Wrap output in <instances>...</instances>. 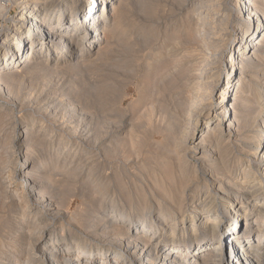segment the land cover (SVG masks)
<instances>
[{"label": "bare ground", "instance_id": "1", "mask_svg": "<svg viewBox=\"0 0 264 264\" xmlns=\"http://www.w3.org/2000/svg\"><path fill=\"white\" fill-rule=\"evenodd\" d=\"M115 2L0 0V109L2 94L12 96L21 74L52 73L59 64L69 61L74 62L71 66H76L84 50L100 44V34L112 18L110 12L114 11L118 17L122 13L121 5L115 7ZM190 2L191 11L197 13L192 35L197 48L193 51L199 57L204 56L202 73L198 83L185 86L184 91L176 94V107L168 114L166 146L170 155L175 156L172 165L177 161L180 166L178 177L173 180L176 176L173 166L161 168V181L170 185L176 196L188 188L204 193L198 197L196 209H192L195 212H190V220L185 219L187 211H182L183 204L173 215L159 213L158 217L150 219L135 220L126 213L112 211L108 212V217L116 219L117 226L123 228L122 233L114 234L117 241L114 249L73 242L66 243L62 250L63 240L52 237L45 226L22 221L23 232L16 235L17 230L10 235V254L0 259V264H30L36 254L33 250L40 254L37 257L42 259L40 264H92L93 261L109 264L107 259L111 257L115 264H125L121 260L124 256L135 264H223L224 261L226 264H260L259 248L264 247V0ZM12 8L16 13L9 17ZM221 87H224L222 91ZM111 89L108 87L106 93L110 95ZM0 115L3 114L0 112ZM182 120L190 124L187 133L181 128ZM15 129L6 133L9 144L16 140V136L11 135L15 134ZM23 135L29 136L27 130ZM14 143L21 146L23 137ZM32 143L35 142L25 145L20 185L27 201L34 204L42 194L34 180L46 162L39 160V166H33L37 156L30 154L36 151ZM231 147L237 150L232 152ZM197 170L202 171V175L199 176ZM42 209L49 216L55 208L48 202ZM166 217L171 225L169 241L152 254V243L156 239L148 240L145 235L160 233L161 219ZM225 217L228 224L223 221ZM98 223L108 225L105 219H99ZM61 229L60 235L65 228ZM133 232L135 237L130 235ZM177 232L180 238L175 237ZM18 239L25 244L15 248ZM49 245L54 251L47 255L46 251L41 253Z\"/></svg>", "mask_w": 264, "mask_h": 264}, {"label": "rangeland", "instance_id": "2", "mask_svg": "<svg viewBox=\"0 0 264 264\" xmlns=\"http://www.w3.org/2000/svg\"><path fill=\"white\" fill-rule=\"evenodd\" d=\"M119 4L121 15L110 12L112 18L100 34L102 42L84 50L76 66L69 61L59 64L52 73L21 74L23 78L20 76L13 89V98L1 96L0 259L10 254L11 234L23 232L22 221L45 226L52 237L63 240L60 250L73 242L114 249V234L122 233L123 228L117 226L116 219L108 217L110 212L126 213L135 220L150 219L159 213L173 215L183 204L185 219L190 220V212H195L192 209L199 204L198 197L204 195L188 188L176 196L170 185L161 181L162 166H173L174 181L180 168L176 160L172 165L175 156L166 146L168 114L176 107V94L185 86L198 83L202 73L204 56L193 51L197 48L192 38L197 13L191 11L190 0H116L114 6ZM15 13L12 8L8 16ZM232 16L236 18V13ZM108 87L112 88L110 95L106 93ZM181 125L187 133V120H182ZM14 127L15 134L11 135L16 140L23 137L21 146L15 145L16 140L7 143L6 136ZM25 130L29 136L23 135ZM29 141L35 142L32 148L38 150L30 151L37 156L33 166H39L41 160L46 162L34 180L42 194L33 207L20 185L25 145ZM183 163L180 165L184 169ZM197 171L202 175V171ZM229 185L234 187L231 182ZM48 202L55 209L46 216L42 208ZM167 217L161 219V234L145 235L148 240L156 239L152 254L169 241L171 225ZM99 219H105L108 225L99 224ZM109 219L116 223H109ZM226 220L225 217L223 221ZM61 228H65L62 235ZM178 233L176 238L181 237ZM130 235L135 237L134 232ZM19 240L14 243L15 248L18 244L24 246ZM259 249L258 258L264 264V247ZM45 251L47 255L54 249L49 245L41 253ZM33 252L36 254L30 264H40V254ZM107 260L115 264L114 257ZM121 260L135 264L126 256Z\"/></svg>", "mask_w": 264, "mask_h": 264}]
</instances>
